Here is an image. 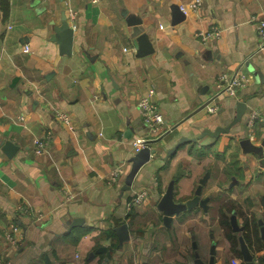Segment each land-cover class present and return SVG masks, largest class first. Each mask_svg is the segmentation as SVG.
<instances>
[{"label": "crops", "instance_id": "obj_1", "mask_svg": "<svg viewBox=\"0 0 264 264\" xmlns=\"http://www.w3.org/2000/svg\"><path fill=\"white\" fill-rule=\"evenodd\" d=\"M193 1L11 0L7 18L0 8V264H193L197 251L208 261L213 246L218 264H246L234 215L249 230L252 253L264 252V49L251 20L264 19V0H201L197 13L180 10ZM70 9L78 28L67 53L57 31ZM213 27L221 36L203 42L198 34ZM142 33L153 48L144 57L136 47ZM240 73L250 83L235 97L219 95L218 78ZM152 88L177 128L125 191L131 142L146 133L137 103ZM238 102L247 106L241 122L218 138L200 137L228 127ZM252 112L263 119L253 142ZM36 138H49L42 154ZM206 176L208 210L185 211L167 227L158 204L170 183L181 204ZM142 188L149 199L127 213ZM15 224L25 236L16 244L6 239ZM124 224L130 238L121 242Z\"/></svg>", "mask_w": 264, "mask_h": 264}, {"label": "built area", "instance_id": "obj_2", "mask_svg": "<svg viewBox=\"0 0 264 264\" xmlns=\"http://www.w3.org/2000/svg\"><path fill=\"white\" fill-rule=\"evenodd\" d=\"M101 0H91L92 3L97 4ZM201 6V0H195L188 5L181 6L180 10L185 14L189 13H197ZM77 16L78 13L75 10L70 9L68 13V21L69 26L72 30H77ZM252 21L257 22L258 26V37H259V48L260 51L264 49V19H257V17H252ZM201 36L203 42H208L210 39H217L221 36V31L217 27H213V29L209 32H201L198 34ZM26 50H29V47L26 46ZM251 77L245 73H240L239 75L228 77L223 74L218 78V94H225L229 97H235L237 91L250 83ZM155 89L152 88L149 92L143 96H141L137 103V108L141 113L142 120L146 129V133L142 136H138L132 140V148L134 154H137L144 148L154 149L153 147L164 141L170 135H172L177 126L169 123L159 110L157 103L155 101ZM208 111L212 114L218 113L219 107L217 106H208ZM57 118L61 120L65 125L70 124V117H68L64 113H58ZM20 120H24V117H20ZM263 119L260 117L258 112H252L250 114L248 120V126L251 127V133L248 135V139L250 141L255 140V136L253 135V127L261 122ZM35 152L37 154H42L49 146V138H36L34 140ZM156 150V149H155ZM155 155H151L153 158ZM62 193L66 197L67 201H70L73 198V192L69 187H63ZM150 197V193L148 189L142 188L138 189L134 192L132 199L127 204V213L131 212L134 208L145 203ZM19 210L25 212V214L30 215L31 209L29 207H18ZM40 217V216H39ZM24 233L20 226L17 224L11 227V230L6 233V239L11 243L16 244L17 242H21L24 240ZM253 264H264V252L256 253L253 257Z\"/></svg>", "mask_w": 264, "mask_h": 264}, {"label": "water", "instance_id": "obj_3", "mask_svg": "<svg viewBox=\"0 0 264 264\" xmlns=\"http://www.w3.org/2000/svg\"><path fill=\"white\" fill-rule=\"evenodd\" d=\"M57 33H58L57 40L63 42L64 46L63 45L62 46L64 51L70 53L74 42V31L71 29L68 23H65L61 28L58 29ZM137 37L138 39L136 40V47H137L138 56L144 57L152 54L153 48L148 39V36L145 33H142V34H138ZM246 108L247 106L244 102H238L236 106V116L228 127L226 128L219 127L215 131L206 130L202 133L200 137H203L205 135H210L212 137L218 138L221 134L229 132L233 125L242 121L243 116L245 115L246 112ZM181 144L182 142H180L179 145H177L172 150H170L169 155L173 154ZM243 146L246 147L247 149L254 150V147L249 140H244ZM151 155H156L155 149L144 148L140 152L134 155V157L131 160L132 162L131 170L126 178V183L124 187L125 191H129L132 188L136 175L145 164L150 162ZM207 178L208 177L206 176L201 181V184L198 186L195 192V196L192 199L188 200L186 203H181V204L175 202L174 183L173 182L170 183L166 193L162 196L158 204V208L160 209V211L164 213V222L167 227H171L174 216H179L185 211H191L193 209H196L197 207L204 209V211L208 210L209 199L202 198V189H203V185H205L207 182ZM263 206H264V202H263ZM78 222L79 221H75L74 223H78ZM231 225L233 231L238 233L239 235L240 250L243 257V261L246 264H253L254 254L252 253L250 247L246 242L245 237L243 236L244 228L238 225L235 215L232 216L231 218ZM259 225L263 226L264 228V220L260 221ZM116 231L120 237L121 242H123L124 239L130 238L129 228L127 224L121 225L116 229ZM261 235L264 240V229L261 231ZM194 247L196 248V245H194ZM215 254H216L215 247L213 246L211 249V258L208 261H205L202 258L201 253L196 252L193 260V264H218L215 259Z\"/></svg>", "mask_w": 264, "mask_h": 264}, {"label": "trees", "instance_id": "obj_4", "mask_svg": "<svg viewBox=\"0 0 264 264\" xmlns=\"http://www.w3.org/2000/svg\"><path fill=\"white\" fill-rule=\"evenodd\" d=\"M0 8L4 14V18H7L9 16L10 9H11V0H0ZM225 218H226L225 215H223V219H222L223 221L222 222L228 227V221H226ZM231 238L233 239L234 245H236L237 239L232 237V236H231Z\"/></svg>", "mask_w": 264, "mask_h": 264}, {"label": "flooded vegetation", "instance_id": "obj_5", "mask_svg": "<svg viewBox=\"0 0 264 264\" xmlns=\"http://www.w3.org/2000/svg\"><path fill=\"white\" fill-rule=\"evenodd\" d=\"M247 223L249 224L250 221H249V222L247 221ZM247 223H246V225L249 226ZM247 226H246V227H247ZM249 227H250V226H249ZM249 227H247V228H249ZM244 232H245V235L243 234V236H246V235L249 233V230L246 231V228H244ZM244 232H243V233H244Z\"/></svg>", "mask_w": 264, "mask_h": 264}, {"label": "rangeland", "instance_id": "obj_6", "mask_svg": "<svg viewBox=\"0 0 264 264\" xmlns=\"http://www.w3.org/2000/svg\"><path fill=\"white\" fill-rule=\"evenodd\" d=\"M246 221H248V220H246ZM247 236V235H246ZM234 238H236L235 236H234ZM231 240H233L232 238H231ZM196 243V242H195ZM196 246H197V244H196ZM197 252H199V251H197ZM202 255V254H201Z\"/></svg>", "mask_w": 264, "mask_h": 264}]
</instances>
